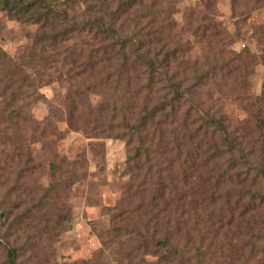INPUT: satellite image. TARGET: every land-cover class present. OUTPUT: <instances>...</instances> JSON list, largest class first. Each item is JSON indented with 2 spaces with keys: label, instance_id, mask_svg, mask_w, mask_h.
<instances>
[{
  "label": "trees",
  "instance_id": "1",
  "mask_svg": "<svg viewBox=\"0 0 264 264\" xmlns=\"http://www.w3.org/2000/svg\"><path fill=\"white\" fill-rule=\"evenodd\" d=\"M61 1L0 0V10L17 20L40 23L34 35L37 45L24 67L37 66L32 75L36 81L54 74L55 81L64 83L65 122L70 128L88 131L94 138L104 133L125 138L128 145L137 137L139 146L127 158L128 167L140 171L145 157L150 168L135 174L134 179L141 177L137 184L140 194L149 181V201L143 196L140 207L150 208L151 234L141 235L134 247V230L126 231L121 243L131 245L130 257L137 256L141 264H264V98H257L260 107L236 125L216 108L222 99L242 96L238 89L246 87L251 74L253 56L248 49L238 53L229 50L234 42L229 30L206 14L196 17L198 26L191 35L199 33L200 40L215 52L201 60L194 54L190 39L179 37L170 43L168 26H154L158 20L149 9L155 7L153 2L146 6L145 0L127 1L128 8L134 3V30L124 34L123 26H115L117 13L124 12L120 5L105 22L103 11L108 9L104 5L108 0H94L88 6L87 19L80 22L67 17ZM50 18L61 19L67 26H56ZM83 33L97 44L82 49L78 39ZM217 35L221 37L215 46L212 40ZM0 52V103L6 108L22 97L20 86H27L29 96L35 92L30 75L21 79L22 84L16 83L18 90H11L16 81L13 75L22 70L15 73L10 57ZM210 84L217 88L216 97ZM103 85H111L112 92L132 90L140 97V104L135 109L127 104L114 107L104 115L106 101L90 104V95L103 93L99 92ZM105 93L108 98L109 92ZM18 111L13 109L10 114L19 116ZM94 114L98 118L91 128L86 119L79 124L80 117ZM65 162L72 168L78 164L77 160ZM224 186L236 188L226 191L228 198L217 208ZM113 209L114 219L123 223L114 229L119 234L127 226V220L122 219L126 210ZM204 211V229L208 225L209 232L199 237V246L189 223ZM231 227L235 230L229 241L221 242L224 230ZM136 235L140 237V233ZM226 245L228 250L230 247L227 254ZM0 246L3 264H19L17 248L8 241ZM213 247H217V258ZM147 256L154 260L148 261Z\"/></svg>",
  "mask_w": 264,
  "mask_h": 264
},
{
  "label": "rangeland",
  "instance_id": "2",
  "mask_svg": "<svg viewBox=\"0 0 264 264\" xmlns=\"http://www.w3.org/2000/svg\"><path fill=\"white\" fill-rule=\"evenodd\" d=\"M127 1L131 0L106 1L104 5L108 9L103 14L105 22H109L112 10L120 5L124 12L117 13L119 19L115 26H123V33L131 34L134 30V3L128 8ZM144 2L146 6L152 2L155 5L149 8L152 17L158 20L154 26L162 23L168 26L165 28L168 42L174 44L179 37L190 39L194 54L201 60L209 52H215L214 47H206V41L200 40L199 33L191 35L198 26L196 17L203 14L229 30L234 40L229 50L238 53L248 49L249 55L253 56L249 68L251 74L246 87L238 89L242 96L222 99L216 105L233 125L247 120L251 110L260 107L256 104L257 98H264V0ZM91 4L94 0H75L73 4L71 0L67 5L62 0L60 7L66 8L68 18L75 17L81 22L87 19ZM53 23L67 26L61 19ZM38 26L40 23L35 20H17L0 10V51L10 57L9 64L15 73L22 70L13 75L16 81L11 90H18L14 87L16 83L22 84L21 79L30 75L34 85L32 91L35 92L29 96L27 86L22 85L19 87L22 97L15 105L5 108L4 102L0 103V238H3L0 243L4 245L8 241L17 248L19 264H141L137 256L130 257L131 245L121 243L127 236L126 231L131 229L134 230V247L139 244L141 235L151 234L150 208L140 207L143 196L149 201V181L141 188L144 193L140 194L137 184L141 177L134 179L135 174L150 168L145 157L142 163L146 167L141 166L140 171H130L128 167L127 158H131L133 150L139 146L138 139L134 136V141L128 145L127 139L114 135L108 137L107 133L94 138L90 132L74 130L66 124L64 83L55 81L54 74L36 81L37 77L32 78V75L37 66L34 69L31 65L30 69L24 67L37 45L34 35ZM220 37L217 35L212 40L215 46H218ZM78 44L86 49L97 42L83 33ZM3 76L4 73L1 78ZM209 87L216 97L217 88L211 84ZM99 92L103 93L90 95V104L94 106L106 101L107 108L103 113L106 116L114 107L127 104L135 109L140 104V97L130 89L112 92L111 85H103ZM105 92H109L108 98ZM13 109L19 110V116L10 114ZM95 118H98L96 114L90 118L84 116L78 122L84 124L86 119L91 128ZM72 160L78 161L75 168L65 162ZM226 186L217 208L228 198L226 191L236 188ZM185 204L186 208L187 199ZM116 206L126 210L122 219L127 220V226H123L119 234L114 229L121 228L123 223L114 219L113 208ZM206 213L204 211L189 223L193 239L199 246V237L209 232L208 225L204 229ZM144 224L148 227H143ZM234 230L235 227L226 228L221 242L227 243ZM216 248L213 247L214 258L218 255ZM229 252L230 247L228 250L226 245L224 253ZM153 258L146 257L148 261ZM3 262L0 246V264Z\"/></svg>",
  "mask_w": 264,
  "mask_h": 264
}]
</instances>
